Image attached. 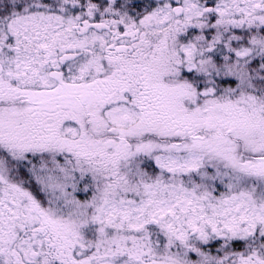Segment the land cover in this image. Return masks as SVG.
Instances as JSON below:
<instances>
[{
	"label": "snow or ice",
	"instance_id": "1",
	"mask_svg": "<svg viewBox=\"0 0 264 264\" xmlns=\"http://www.w3.org/2000/svg\"><path fill=\"white\" fill-rule=\"evenodd\" d=\"M0 264H264V0H0Z\"/></svg>",
	"mask_w": 264,
	"mask_h": 264
}]
</instances>
